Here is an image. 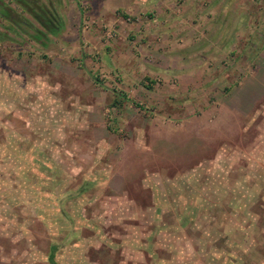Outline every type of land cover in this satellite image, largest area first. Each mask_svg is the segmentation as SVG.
<instances>
[{
    "label": "rangeland",
    "instance_id": "rangeland-1",
    "mask_svg": "<svg viewBox=\"0 0 264 264\" xmlns=\"http://www.w3.org/2000/svg\"><path fill=\"white\" fill-rule=\"evenodd\" d=\"M51 243L264 264V0H0V264Z\"/></svg>",
    "mask_w": 264,
    "mask_h": 264
},
{
    "label": "trees",
    "instance_id": "trees-1",
    "mask_svg": "<svg viewBox=\"0 0 264 264\" xmlns=\"http://www.w3.org/2000/svg\"><path fill=\"white\" fill-rule=\"evenodd\" d=\"M120 94H115L114 93V97H115V100H114V104L112 105H118L120 100H122L124 98V93L123 92H119ZM120 99V100H119ZM70 233L66 234V238L64 239H69L67 237H69ZM57 244L55 243H51L48 247V250H47V254H46V262L48 264H59L56 259H55V254H56V249H57Z\"/></svg>",
    "mask_w": 264,
    "mask_h": 264
},
{
    "label": "crops",
    "instance_id": "crops-1",
    "mask_svg": "<svg viewBox=\"0 0 264 264\" xmlns=\"http://www.w3.org/2000/svg\"><path fill=\"white\" fill-rule=\"evenodd\" d=\"M136 241H137V240H136ZM134 248H135V246H132V249H131V250L133 251ZM133 253H134V251H133ZM149 253H150V252H149ZM149 253H147V254L149 255ZM149 257H150V256H149Z\"/></svg>",
    "mask_w": 264,
    "mask_h": 264
}]
</instances>
